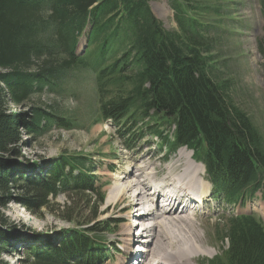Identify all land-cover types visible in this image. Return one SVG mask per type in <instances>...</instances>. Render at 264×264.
Instances as JSON below:
<instances>
[{"label":"trees","instance_id":"obj_1","mask_svg":"<svg viewBox=\"0 0 264 264\" xmlns=\"http://www.w3.org/2000/svg\"><path fill=\"white\" fill-rule=\"evenodd\" d=\"M231 3L170 0L177 31L155 16L150 0H0V264H8L2 258L13 248V233L4 230L8 204L40 210L61 193L70 202L56 210L76 229L64 231L57 245L25 249L20 264H98L108 250L97 230L84 228L98 219L108 185L82 169L87 157L19 161L23 130L43 134L53 125L71 129L75 123L37 106L30 113L10 109L47 87L67 91L65 79L82 66L96 73L94 122L111 119L122 128L127 149L147 137L166 155L187 147L227 204L255 197L258 188L264 192V136L232 103L228 83L214 75V55L200 39L229 23L222 12ZM84 32L91 50L81 57ZM93 198L95 212L85 218ZM225 216L228 224L217 230L223 245L206 264H264V220L254 212Z\"/></svg>","mask_w":264,"mask_h":264},{"label":"rangeland","instance_id":"obj_2","mask_svg":"<svg viewBox=\"0 0 264 264\" xmlns=\"http://www.w3.org/2000/svg\"><path fill=\"white\" fill-rule=\"evenodd\" d=\"M150 4L155 16L164 23L167 29L178 31L170 0H150ZM222 13L228 14L229 23L217 30L204 32L205 36L202 34L200 39L209 45V51L214 55V60L217 63V73L214 75H218L221 80L227 81V93L230 95L232 103L249 115L264 136V0H232L230 8ZM124 48L123 46L117 53L110 56L113 57L111 62L121 56ZM90 50L86 32H84L80 39L78 54L82 57L86 51L89 52ZM86 68L87 66H82L81 69L71 73L65 79L64 86L67 87V91L53 93L47 87L43 93L39 92L32 95V98L23 106L11 104L10 109L13 112L30 113L31 109L37 106L60 115L68 122L75 123L71 129L53 125L48 132L43 134L23 130L22 139L24 143L19 146L18 151L21 154L19 161L22 163H50L66 156L85 159L87 157L86 165L82 168L86 171L85 173H93L98 177L104 174L102 177L107 178L110 185L106 187L105 198L98 208V219L84 225V228L97 230L96 235L101 238V243H115L119 240L122 241V237L128 234L124 230L129 223L125 216L133 211L131 209L133 206L126 209H131L128 213L126 210H122L128 201L117 199L114 205H109L107 209L104 208L107 205L106 199L109 189L115 184L114 175H117L109 171L108 167L115 165L123 170L131 164L130 162L134 161L137 166L150 163L151 168L156 165L163 168L184 147L166 159L157 148V141L150 137L137 143L132 149L123 146L124 132L122 128L113 125L111 120L94 122L98 117L96 110L98 98L94 80L96 73ZM27 119L28 121L31 119L29 114ZM92 164H95L96 167L90 170ZM77 172L78 170H76ZM162 175H164L163 171L159 177ZM205 180L209 183L206 174ZM257 190L255 197L246 196V199L236 205L222 204L212 193V196L209 195V203L199 207V210L194 208L193 211L191 210L198 214L200 220H203L204 234H202L207 239V245L204 248L206 254L195 264H204L205 260L213 257L223 245L217 236V230L224 228L223 223L228 224L226 221L228 216L225 215L232 211L254 212L264 220V192L261 188ZM47 201V205L35 211L17 201L10 202L4 209L10 222V225L4 227V230L13 233L11 240L13 248L11 252L3 256V261L12 264L10 261L18 257L19 260L25 262V249L31 247L44 248L47 246L46 243L57 245L63 239L64 231L76 229L73 222L64 220L63 214L56 210L57 206L67 208L65 205L70 200L66 194L61 193L56 198L50 197ZM94 202L93 198L91 205L83 212L82 215L85 218L95 212L92 209ZM133 212L135 213V210ZM123 216L126 221L118 220L122 219ZM140 246L141 244L136 243L134 249H139ZM125 256L127 255L116 253L115 260L112 262L109 253L105 254L97 263L119 264Z\"/></svg>","mask_w":264,"mask_h":264},{"label":"bare ground","instance_id":"obj_3","mask_svg":"<svg viewBox=\"0 0 264 264\" xmlns=\"http://www.w3.org/2000/svg\"><path fill=\"white\" fill-rule=\"evenodd\" d=\"M130 163L122 172L114 175L115 184L109 189L107 205L104 207L107 209L109 205H114L117 199H122L128 201L122 210L128 209L129 206H133V211L135 210L134 215L132 211L125 216L129 223L124 229L128 234L123 238L122 249L127 256L119 264L197 263L206 254L204 248L207 239L203 236V220L199 219L196 212L191 211L190 204L182 206L181 203L172 202L174 199L179 200L182 191L199 189L200 198L194 206L207 203L210 184L205 180L203 164L196 162L192 152L185 147L163 168L158 165L151 168L150 163L138 166L134 161ZM130 166H133L132 170ZM162 171L164 175L159 177ZM189 197L192 201L195 198L191 194ZM159 199H163V205L157 204ZM141 208L145 212H141ZM135 216L144 223L140 236H135L132 226L131 220ZM136 243L141 246L134 250ZM130 257L135 261L129 262Z\"/></svg>","mask_w":264,"mask_h":264}]
</instances>
